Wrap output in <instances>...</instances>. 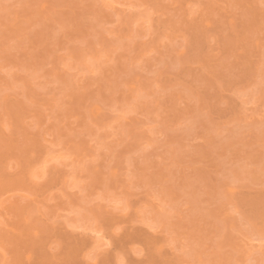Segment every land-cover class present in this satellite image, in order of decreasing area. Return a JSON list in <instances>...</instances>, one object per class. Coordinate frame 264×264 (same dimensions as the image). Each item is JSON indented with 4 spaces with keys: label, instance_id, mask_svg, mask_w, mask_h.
Segmentation results:
<instances>
[{
    "label": "rangeland",
    "instance_id": "1",
    "mask_svg": "<svg viewBox=\"0 0 264 264\" xmlns=\"http://www.w3.org/2000/svg\"><path fill=\"white\" fill-rule=\"evenodd\" d=\"M0 264H264V0H0Z\"/></svg>",
    "mask_w": 264,
    "mask_h": 264
}]
</instances>
